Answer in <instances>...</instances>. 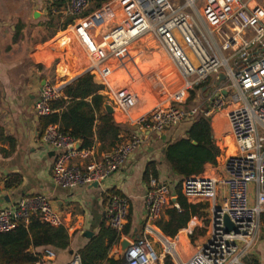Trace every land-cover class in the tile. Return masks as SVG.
<instances>
[{"label": "built area", "instance_id": "2783aa9c", "mask_svg": "<svg viewBox=\"0 0 264 264\" xmlns=\"http://www.w3.org/2000/svg\"><path fill=\"white\" fill-rule=\"evenodd\" d=\"M122 1L127 22L95 36L85 22L92 0H52L53 4L62 3L65 15L73 19L65 34L69 33V40H75L88 57V73L92 77L101 76L102 66L110 55L146 37L156 39L190 89L206 83L213 75L217 80L224 79L220 71L225 70L231 84L214 91L212 109L203 114L209 117L228 103L233 107L227 120L236 149L224 163L222 178L201 175L182 180L181 193L187 200L211 203L210 223L201 227L208 237L197 245L195 253L185 257L178 248L180 238H169L160 229L159 221L173 206L175 190L172 185L152 179L145 196L147 216L143 234L128 249L127 263L163 264V259L169 256L174 264H243L264 215V0ZM63 43L60 40L53 44L54 55ZM63 92V87L45 83L35 105L39 119L54 113L52 105L63 97ZM231 92L233 96L228 99ZM198 114L197 108L156 107L135 123L136 133L121 140L98 160L93 158L92 149L79 151L77 141L63 134L58 126H50L42 142L54 153L53 178L71 189L99 185L118 173L137 152L146 136L143 130L162 133ZM77 158L84 164H75ZM218 199H222V207L218 206ZM129 212L128 198L109 196L107 219L112 230L119 233L124 230ZM225 216L234 224V231L227 232ZM33 219L54 228L65 224L61 214L39 197L0 210V234L14 231L20 225L29 227ZM198 227L197 223H191V236ZM55 257L53 249H46L33 264H48ZM71 264L81 262L76 259Z\"/></svg>", "mask_w": 264, "mask_h": 264}, {"label": "crops", "instance_id": "0c3cea01", "mask_svg": "<svg viewBox=\"0 0 264 264\" xmlns=\"http://www.w3.org/2000/svg\"><path fill=\"white\" fill-rule=\"evenodd\" d=\"M114 1L118 3L120 19L117 13L111 12L109 17L101 14L106 8H100L96 12L89 10V16L86 17L85 22L91 26L95 36L127 22L124 1ZM116 18L118 22L114 23ZM67 19L70 18L65 15L62 3L53 4L52 0H0V210L10 208L22 201H33L43 197L55 211L61 214L65 222L64 228L71 238V245L67 250L53 249L56 257L48 264H71L76 259L81 262L80 252L99 235L101 225L105 220H107V227L110 228L107 210L109 196L113 190L129 200L130 212L127 225L131 223V231L129 236H122L109 257L121 255L122 241L128 240L130 243H135L142 236L147 216L145 196L150 187V183L147 184L143 181L148 163H156L159 174L158 183L173 186L175 190L173 206L178 208L179 206L174 203V200L178 201L176 187L181 180L173 174L167 165L165 155L169 145L186 138L197 119V117H190L177 128L144 136L141 147L128 159L122 169L118 173L110 175L98 186L90 185L71 189L57 183L53 178L54 153L42 142L43 135L40 137V119L36 115L35 105L40 98L43 83L47 82L41 79L42 74L38 70L39 66L48 68L50 63L58 61L56 84L63 87L64 90L88 74L89 60L87 59L84 63L82 58H79L85 52L76 42L77 46L73 45V40H68L69 35L65 34L66 30L62 31ZM112 22L114 27L106 31L105 28H108ZM59 23H61L60 27H58ZM60 40L64 41L63 47L55 55H60L61 58L55 59L51 48L55 42ZM63 50H66L74 58L76 72L69 62L63 60L61 55ZM136 57L137 54H132L129 60L136 61ZM167 58L169 59L168 56ZM106 64L102 66L101 76L106 73L105 68L110 65ZM95 66L98 65L95 64ZM118 68L122 70L119 65ZM107 69L110 70V67ZM85 72L87 74H84ZM75 73L79 76L73 77ZM97 78L94 77V80L99 84ZM219 83L221 81H218L212 88L199 89L193 104L199 103L203 96V109H212L214 91L218 88ZM100 94L106 97V102L110 100L109 103L113 104L114 102L115 104L113 105L115 122L123 129L119 137L120 141L126 140L136 133L138 127L135 123L152 111L133 121L132 110L130 111L127 106H122L113 92L109 93L105 88ZM188 98L178 101L175 105H170L183 107ZM126 99L128 100V98ZM232 108V106H226L220 111H213L211 116L206 117L211 121L213 138L221 150V155L217 159L216 166L205 165L202 175L216 179L222 178L226 159L236 152L227 120V114ZM200 112L203 111L200 110ZM103 114L100 112L98 118L100 119ZM119 116L121 121L118 120ZM99 123L98 120L97 124ZM112 148L110 141L101 142L95 136L94 145L91 148L94 154L93 158L98 160L103 153ZM74 163L83 165L84 161L77 158ZM11 175L22 177V184L7 188L6 184ZM188 202L193 205L209 206L207 210L202 211L205 217H194L188 227L181 230L176 237L179 238L181 233L185 232V238L190 242L191 223H197L199 229L209 225L211 203L189 200ZM219 202L217 201V204ZM167 220L168 216L165 214L159 221V226ZM207 237L206 231V236L198 238L199 241L200 239L204 241L199 242L197 239L194 243L200 246ZM45 250L44 248L36 251L33 249L31 254H43ZM243 264H264V222L261 224L251 251L243 259Z\"/></svg>", "mask_w": 264, "mask_h": 264}, {"label": "trees", "instance_id": "16d2710c", "mask_svg": "<svg viewBox=\"0 0 264 264\" xmlns=\"http://www.w3.org/2000/svg\"><path fill=\"white\" fill-rule=\"evenodd\" d=\"M97 3V10L101 8L106 0H94ZM88 16V15H86ZM73 24V19L64 22L62 31ZM63 60L72 62L68 52H61ZM58 61L50 63L48 68L39 66L41 79L56 84ZM74 64V61H73ZM202 86L199 85L191 91L187 103H191L196 98V92ZM105 90V86L97 84L90 74L76 80L72 85L67 86L63 92V97L53 103V114L42 117L39 121L40 137L50 126H58L65 135H70L75 141H82L83 150L91 149L94 145V138L97 136L101 142L110 141L113 148L120 142V135L123 129L115 122L113 114H108L105 105L106 97L100 94ZM100 112L104 114L98 118ZM99 120V124L97 121ZM221 155L220 148L213 138V129L210 119L204 115L197 116L186 138L168 146L165 159L173 174L180 179L176 187L178 197V208L166 211L168 220L160 224V229L165 236L175 239L181 230L188 227L194 217L203 218V210L208 209V205L190 204L181 193L182 180L192 176H201L204 173L205 165H217V159ZM159 174L157 165L154 162L148 163L143 176V181L147 184L152 179L158 180ZM22 177L11 175L7 182V188L17 187L22 184ZM111 195H120L116 190L111 191ZM131 223L119 233L107 227V220L101 225V231L89 245L80 252L81 264H128L126 258L120 254L109 257L112 250L119 243L122 236H129ZM206 236V231L195 229L190 237L194 243L199 237ZM71 245V238L64 227L54 228L42 224L38 219H33L27 228L20 225L14 231L0 234V264H33L39 260L41 253L31 254L30 249H59L67 250ZM164 264H174L167 256Z\"/></svg>", "mask_w": 264, "mask_h": 264}, {"label": "rangeland", "instance_id": "374dc122", "mask_svg": "<svg viewBox=\"0 0 264 264\" xmlns=\"http://www.w3.org/2000/svg\"><path fill=\"white\" fill-rule=\"evenodd\" d=\"M201 6V3H198V8ZM102 8H106L101 14L109 17V13H117L119 14V19L121 17V13L119 11L118 3L114 0H106V2L102 5ZM214 8V7H213ZM100 10V9H99ZM98 10V11H99ZM90 11H97V3L92 0V5ZM118 19L116 18L115 22ZM61 26V23L58 24V27ZM114 24L109 25L108 29H112ZM69 34V33H68ZM62 36V35H61ZM69 40V38H68ZM64 42V41H62ZM76 41L73 40V45L77 46ZM64 49V48H63ZM66 51V50H65ZM132 54H137L135 58L136 61H130L129 57ZM230 54L228 53L227 56ZM56 59V55L54 56ZM74 61V58L70 56ZM82 61L88 59L86 54L82 55ZM70 61V65L72 69L75 68V61ZM68 62V61H67ZM108 63H104L106 65L110 64V70L105 68L106 73L103 76H99L97 81L99 84L104 85L106 90L118 97V102L120 101L122 106L129 107V110H132L131 118L132 120H136L142 115L150 112L156 107L159 106H168L175 105L178 101H181L190 96L191 91L195 90L198 85H193L192 89L187 87V83L182 79V77L178 74L176 68L172 64V62L167 58L166 54L158 45L156 39L154 37H148L143 39L142 41H136V43H132L128 49H124L116 54L110 55ZM118 65L122 70L118 68ZM232 65V64H231ZM77 71V69H75ZM74 70V72H76ZM123 73H122V72ZM84 74H87L86 72ZM89 74V73H88ZM221 77L224 79L217 80L216 75H213L206 83L202 84L201 90L205 88H212L213 85H216L218 81V88L228 87L231 84V81L227 77V72L225 70L220 71ZM75 73L73 77H78ZM200 85V84H199ZM199 92V91H198ZM233 92L228 95V99L233 96ZM126 98H128V101ZM110 100H107L106 105H110L113 107L112 103H109ZM203 96L199 103L193 104L186 103L183 107L186 110L191 109H199V115H203L202 113L206 110L203 109ZM231 105H237L235 103H231ZM229 106V103H228ZM203 111V112H200ZM196 116V117H197ZM118 120L121 121L120 116ZM222 162V160H221ZM220 201L218 206H223L222 199H218ZM264 222V215H261V224ZM180 241L178 242L179 250H182L183 255L185 257H190L197 250V244L190 242L185 238V232L181 233ZM199 241V239H198ZM200 241H204L203 239ZM199 241V242H200ZM164 261V259H163Z\"/></svg>", "mask_w": 264, "mask_h": 264}, {"label": "water", "instance_id": "95a60500", "mask_svg": "<svg viewBox=\"0 0 264 264\" xmlns=\"http://www.w3.org/2000/svg\"><path fill=\"white\" fill-rule=\"evenodd\" d=\"M56 58H57V59H60L61 56L58 55V56H56ZM45 83H46V82L43 83V86L45 85ZM63 89H64V88H63ZM105 109H106V111H107L108 114H113V113H114V109H113V107L110 106V105H105ZM142 132H143L145 135L150 134L149 132H147V131H145V130H143ZM82 145H83V142H82V141H78V142H77V149H78L79 151L82 150ZM94 186H98V184H94ZM174 203H175V204H178L177 199L174 200ZM224 222H225L226 230H227L228 233L231 232V231H234V230H235V226H234V224L231 222V220L229 219L228 216H225V217H224ZM132 245H133V243H130L128 240H124V241H122V243H121V246H122L121 256H122L123 258L126 257V253H127L128 249H129ZM32 251H33V249H30V253H32Z\"/></svg>", "mask_w": 264, "mask_h": 264}, {"label": "bare ground", "instance_id": "6f19581e", "mask_svg": "<svg viewBox=\"0 0 264 264\" xmlns=\"http://www.w3.org/2000/svg\"><path fill=\"white\" fill-rule=\"evenodd\" d=\"M177 245V244H176Z\"/></svg>", "mask_w": 264, "mask_h": 264}]
</instances>
